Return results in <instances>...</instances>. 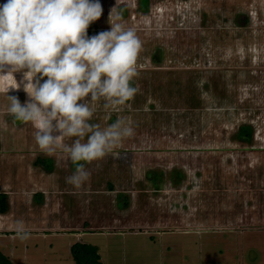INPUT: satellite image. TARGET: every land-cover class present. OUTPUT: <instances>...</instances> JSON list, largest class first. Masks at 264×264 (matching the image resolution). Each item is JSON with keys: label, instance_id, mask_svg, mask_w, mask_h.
<instances>
[{"label": "rangeland", "instance_id": "1", "mask_svg": "<svg viewBox=\"0 0 264 264\" xmlns=\"http://www.w3.org/2000/svg\"><path fill=\"white\" fill-rule=\"evenodd\" d=\"M100 3L88 35L110 30L119 12L143 47L139 92L122 110L96 102L90 123L104 128L125 116L135 134L119 156L87 164L80 188L66 183L75 165L60 148L49 177L35 155L17 158L24 202L35 190L44 200L19 205L13 223L46 228L26 241L0 233V253L12 264H76L71 249L83 244L98 249L101 264H264V0H148L147 12L140 0ZM25 71L11 73L9 90L0 85V140L23 153L40 150L36 129L8 112V95L29 100ZM241 127L252 130L251 147ZM159 166L184 168L194 178L188 191L146 202V188L123 184V175L136 181ZM108 187L139 196L119 199Z\"/></svg>", "mask_w": 264, "mask_h": 264}, {"label": "clouds", "instance_id": "2", "mask_svg": "<svg viewBox=\"0 0 264 264\" xmlns=\"http://www.w3.org/2000/svg\"><path fill=\"white\" fill-rule=\"evenodd\" d=\"M102 13L100 0L0 4V76L26 69L29 96L21 104L8 95V112L14 122L30 123L36 129L34 138L42 152L53 155L60 148L69 156L75 171L65 180L75 188L89 180L87 164L117 155L116 149L135 134L125 116L104 128L90 123L96 102L103 100L105 110H122L120 106L139 92L133 82L139 75L142 41L119 12L109 19L110 30L90 37L87 29ZM6 66L8 74H4ZM65 137L76 139L70 145L59 143ZM14 232L20 241L30 238L22 220L16 221Z\"/></svg>", "mask_w": 264, "mask_h": 264}, {"label": "crops", "instance_id": "3", "mask_svg": "<svg viewBox=\"0 0 264 264\" xmlns=\"http://www.w3.org/2000/svg\"><path fill=\"white\" fill-rule=\"evenodd\" d=\"M6 3V0H0V4ZM7 68V67H6ZM5 68V70H6ZM5 74H8L5 72ZM9 74L4 76V78H0L1 84H10V81L8 79L10 78ZM7 88V85L5 87ZM6 92H9L6 90ZM15 124L21 125L20 121H15ZM13 147L7 148L6 142H3L0 140V194H3L8 197L9 202V211L5 215L0 214V233H15V224L13 223V213L15 210H18L20 206L23 204H30L34 201L35 198L43 199V197H40L39 190L33 191L32 199H29V201L24 202V197L22 195L23 193V183H22V177L18 173V167L19 164H17L15 161L19 157H23L24 155H35L36 157H47V158H54V156L58 155V153H54L53 155H47L41 150H34L30 152L23 153V150L20 146H18L17 142L11 143ZM120 155V152H117V156ZM107 156H110L107 155ZM106 157V156H105ZM40 170V168H39ZM46 175L51 176L47 172H45ZM53 175V174H52ZM31 192V191H30ZM43 195H47L45 192H41ZM31 198V197H30ZM27 200V199H26ZM44 200V199H43ZM43 202V201H42ZM41 202V203H42ZM45 204V203H44ZM20 205V206H19ZM46 205V204H45ZM15 207V208H14ZM26 228L30 232H39L42 229H45L46 227H34V226H26Z\"/></svg>", "mask_w": 264, "mask_h": 264}, {"label": "flooded vegetation", "instance_id": "4", "mask_svg": "<svg viewBox=\"0 0 264 264\" xmlns=\"http://www.w3.org/2000/svg\"><path fill=\"white\" fill-rule=\"evenodd\" d=\"M162 54V51L159 52V55ZM151 62H158L156 58H152ZM242 129H247L248 131H250L251 133V139H246L245 138V144L248 146H252L251 145V141H252V130L249 127H241L240 128V132H239V137L241 139V130ZM244 138V137H243ZM242 138V139H243ZM36 163L39 162L38 164H36V166L38 168H40L41 170H43V172H47L48 174L52 175L54 174V165H55V160L54 158H45V157H37L36 158ZM43 159V160H41ZM46 164V165H45ZM45 166L49 169H51V171H46L44 168ZM190 174L188 172L185 171L184 168H180L177 166H174L172 168H162V167H156V168H146L144 169V173L141 175V178H139V180L134 179V174H130L127 173L124 176V183L125 181L127 182V184H138L143 186L144 188H146L147 191H144L145 193L148 194V196H144V198H148L146 202H157L156 200H158V202L162 203V197L165 198L166 194H169L170 191H181V192H187L189 189V185H191L189 183L190 179L194 180V178L192 179L191 176H189ZM113 184L111 186L114 185V178H111ZM114 180V181H113ZM132 185V184H131ZM130 185V186H131ZM125 186V185H124ZM107 190H110V192H115L116 195L118 196V198L120 199L119 196H126V195H130V196H134L135 194H137L139 196V191L137 190L134 194V190L133 189H128L127 191L121 193V195L115 191L112 187V189H110L108 187ZM118 199V200H119ZM119 204V203H118Z\"/></svg>", "mask_w": 264, "mask_h": 264}, {"label": "trees", "instance_id": "5", "mask_svg": "<svg viewBox=\"0 0 264 264\" xmlns=\"http://www.w3.org/2000/svg\"><path fill=\"white\" fill-rule=\"evenodd\" d=\"M142 11L147 12L148 0H140ZM241 138L251 139V133L247 129L241 130ZM37 162L36 164H38ZM46 165V164H45ZM51 171L48 166L44 168ZM9 211L8 197L0 194V214L5 215ZM71 253L76 264H101L99 251L96 247L90 245L76 244L72 247ZM0 264H12L9 258L0 253Z\"/></svg>", "mask_w": 264, "mask_h": 264}]
</instances>
